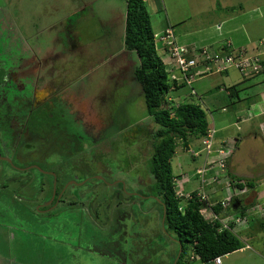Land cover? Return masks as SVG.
Wrapping results in <instances>:
<instances>
[{"label": "rangeland", "instance_id": "1", "mask_svg": "<svg viewBox=\"0 0 264 264\" xmlns=\"http://www.w3.org/2000/svg\"><path fill=\"white\" fill-rule=\"evenodd\" d=\"M144 5L156 54L169 79L177 73L175 68L173 73L169 70L171 60L155 37L166 28L172 29L176 44H186L194 50L206 47L216 51L219 43L232 38L239 39L233 45H243L250 38L253 46H264V0H144ZM125 10L126 0H0V58L4 60L11 54L5 75L37 78L35 86L45 88L41 97L55 95L62 87L57 96L68 105L58 108V101L53 100V134L44 142L39 141L36 148L52 160L48 170L68 168V177L87 182L76 190L81 199H74L76 206L68 208L66 222H45L33 210L37 187L44 176L34 172L28 178L25 174L22 182L14 183L11 179L21 175L9 164L5 152L0 151V264H84L77 261L78 255L88 256L89 264H171L174 258L176 244L162 231L159 203L128 194L143 185L144 180L151 186V135L158 126L146 113L141 86L134 76L138 57L123 47ZM231 31L238 35L228 34ZM246 34L250 37L246 38ZM22 61L25 63L21 67ZM238 76L241 75L237 73ZM0 78L5 79L4 75ZM221 78L208 74L202 82L186 85L169 96L175 105L191 103L199 107L208 128L218 130L208 155L199 144L201 139L190 138L188 151L176 140L175 155L169 161L177 180L176 194L184 196L200 187L201 176L195 171L204 163L213 169L218 161L215 139H219L227 142L224 150L230 152L226 157L233 174L229 175L242 177L243 183L251 181L262 200L264 131L257 127L259 119L252 115L258 113L252 96L264 91V76L257 75L247 83L240 93V102L233 108L224 104L227 99L223 89L219 92L213 88L224 84ZM191 87L201 99L190 95ZM128 160L132 161V168ZM208 172L205 181L208 186L214 185L217 172L213 177ZM230 176H224L228 183L224 186L225 195L237 194L238 187L232 189L237 183ZM53 185L55 182L48 179L54 195ZM72 188L67 190L70 201ZM142 189L140 193L145 195ZM214 189L205 195L209 206L221 198ZM259 193L241 195L249 214H254V203L249 202L256 201ZM66 202L54 211H60L61 206L66 208ZM78 208L81 212L74 213L73 209ZM200 212L204 219L212 218L210 210ZM249 219L252 221L239 224V233L235 228L233 231L242 245L250 248L222 256V264H264V225L258 226L264 224V213ZM189 264L204 263L196 258Z\"/></svg>", "mask_w": 264, "mask_h": 264}, {"label": "trees", "instance_id": "2", "mask_svg": "<svg viewBox=\"0 0 264 264\" xmlns=\"http://www.w3.org/2000/svg\"><path fill=\"white\" fill-rule=\"evenodd\" d=\"M148 16L144 0H126L123 47L138 57L139 65L133 71L134 76L141 86L146 113L158 126L151 135L152 152L148 164V172L152 179L151 194L154 203L160 205L162 231L166 237L170 236L167 237L168 240L176 244V253L171 264H189L195 258L204 264H211L214 258L234 253L244 246L233 232V224H230L228 229L220 230L219 222L204 219L200 211L207 209L208 204L206 201H200L197 196L200 190L191 192V199L176 194L177 180L169 163L175 155L178 145L176 140L181 142L183 150L188 151L190 138L202 140L207 134L208 126L199 107L191 103L175 105L173 99L169 97L185 84L169 79L162 61L156 54L154 33ZM223 50L211 51L229 54L233 50L232 44L227 43ZM246 51L255 53V50ZM261 66L263 70L260 74L264 76V60ZM225 89L231 98L239 97L241 93L237 85ZM230 178L236 181L240 189L244 186L248 189L254 187L251 181L241 184L243 179L234 176ZM246 208L241 206L236 212L243 216ZM211 209L219 213L222 208L215 205ZM263 225L259 224L260 227ZM180 246L181 252L177 258Z\"/></svg>", "mask_w": 264, "mask_h": 264}, {"label": "flooded vegetation", "instance_id": "3", "mask_svg": "<svg viewBox=\"0 0 264 264\" xmlns=\"http://www.w3.org/2000/svg\"><path fill=\"white\" fill-rule=\"evenodd\" d=\"M10 57L11 54H8L4 57V60L0 58V72L2 70L4 73L0 76L4 75L5 77V79L0 78V151L5 152V155L9 158V164L13 168H17L21 175V177L16 176L13 180L11 179L14 183L18 184L22 182L21 178H24L25 174H27L28 178L33 177L35 175L34 172L38 175L40 174L41 177L44 176V181L39 182L37 187V195L35 197L36 204L33 210L37 211V214H40V217L44 219L45 222L56 220V223H59L58 221L61 219H64L66 222L67 217L65 214L69 212L68 208L76 206L74 199L77 201L81 199L79 198L80 193L76 190L85 186L87 182L79 183L80 181L74 180L73 176L68 177V168L64 169L61 167L60 170L56 172L48 170L52 160H50L46 154H44V156L39 154L40 152L36 148L39 141L44 142L45 139L53 134L52 127H50L53 120V100L58 101L56 102L58 108H61V106L67 108L68 106H65V104L61 102L62 98L60 96H57L62 87L58 88V86L55 85L54 88H58L55 95L50 94L41 97V95L45 93V88L35 86V83L38 82L37 78L36 80L31 76L28 78H20L19 75H12L11 73L5 75L4 71L9 72V65L7 66L6 63L9 61ZM48 61L52 62L49 59ZM24 63L22 61L20 66L22 67ZM46 80L51 82V80L47 78ZM52 82H54L53 79ZM34 141L35 144L33 145ZM132 157L133 156H131L130 159H132ZM27 161L28 163H26ZM128 162L131 167L132 161L128 160ZM136 162H138V160ZM134 169L137 170L135 167ZM77 170L83 169L77 168ZM125 170L127 169H124V171ZM48 179H51L52 183L55 182V185H53V187H55L54 195L52 187L48 186ZM140 179L142 178L140 177ZM116 181L118 182L119 179H116ZM145 183L146 180L143 181V185L136 186L135 191H128V194L134 196V198H151L153 200L154 197L149 191V187L151 186L149 183ZM70 186H73L71 189L73 190V193H71V201L68 199L69 194H67V190ZM141 187H143L142 190L146 192L145 195L140 193ZM65 200L67 201L65 203L66 208L61 206L60 211H54L58 209L60 204ZM73 210L74 213L81 212V210L78 211L79 208ZM56 228L62 231L60 227ZM75 242L81 243L79 239H76ZM75 249L77 248H74V250ZM82 251V249L78 250L77 253ZM87 257L88 256L82 257L78 255L77 261H83L84 264H89L86 260Z\"/></svg>", "mask_w": 264, "mask_h": 264}, {"label": "built area", "instance_id": "4", "mask_svg": "<svg viewBox=\"0 0 264 264\" xmlns=\"http://www.w3.org/2000/svg\"><path fill=\"white\" fill-rule=\"evenodd\" d=\"M163 33L161 35H155V37L162 42L163 51L169 56L171 60V66H168L169 70L173 73L175 68V73H177L173 75L171 74L170 79L175 80L178 83H184L190 87L197 78L204 77L208 74L222 73L230 69L236 70L246 77L259 75L263 70L261 63L264 60V51H261L262 49L260 48L259 50H255L254 54L253 51L249 53L246 51V49L231 51L229 54H226V52L212 53V51L206 47L194 50L192 48L186 47L185 45L176 44L171 28H166ZM191 93L194 94L193 89H191ZM214 134V129L209 128L207 130V134L201 142L204 146V150L206 151V155L212 153ZM218 168L222 173L216 178L215 181H217L220 177L224 178V176H227V174H225L226 165L223 159L218 161ZM211 169L212 167H208L207 164L204 163L203 166L197 171V174L201 176V190L197 193L200 201H207L202 188L206 183L204 174ZM237 192L238 194L243 193L240 190H237ZM184 196L186 199H191L190 193ZM232 198L233 195L226 194L222 199L216 201L215 205L220 204L222 209L227 208L230 206ZM213 206L208 205V208ZM253 207L254 209H252ZM253 207L251 208V213L254 214H249L247 210L243 216L239 215L238 213L227 214L223 217L224 221H220L221 218L212 215V212L210 211L212 218L209 219V221H220L219 223L221 225V229H228L230 224L237 226L243 222L247 223L249 218L253 215L264 213V206L258 204L254 205ZM212 263L220 264L221 257L214 258Z\"/></svg>", "mask_w": 264, "mask_h": 264}, {"label": "crops", "instance_id": "5", "mask_svg": "<svg viewBox=\"0 0 264 264\" xmlns=\"http://www.w3.org/2000/svg\"><path fill=\"white\" fill-rule=\"evenodd\" d=\"M219 25V24H218ZM220 26V28H219V30H221L222 28H221V25H219ZM233 33H235V35L234 36H237L238 34H236V32H233V31H231V33H228V34H233ZM247 37H250V35H247L246 34V38ZM213 40H215L214 38H213ZM249 40H250V38L248 39V40H246V42H245V44H241V45H233V44H238V41H239V39H235V41L233 40V38H232V40L230 41V42H226V43H219V46H218V50H221V51H223V47L227 44V43H230V44H232V47H233V49H239V48H247V49H250V50H259V48L260 49H262L261 51H264V46L263 45H258V46H253L252 44H251V42H249ZM236 42V43H235ZM207 43V42H206ZM206 43H204V44H199L198 43V45H200V46H206L205 44ZM191 44H194V43H190V45ZM213 44V43H212ZM186 45V44H185ZM216 49V50H217ZM231 71H234L236 74H235V76H233V74H231L230 72ZM237 73L238 74H240L239 72H237L236 70H228V71H226V72H222V73H219V74H213V75H220V76H222V78L221 79H223V81H224V84H219V85H216V86H214L213 85V88L215 89V90H220L219 92H221V89H223V91H224V93H225V96H226V99H227V101H224V104L225 105H227V107H232L233 105H237L238 104V102H240V95H239V97H235V98H231V97H229V93L226 91V89L225 88H228V87H231V86H234V85H237L238 86V88L241 90V92L242 91H244L245 90V88H246V85H247V83L251 80V79H253L254 77H246V76H244V75H242V74H240L241 76H238V77H236V75H237ZM224 76V77H223ZM205 77V76H204ZM204 77H200L199 79H197V80H195L193 83L194 84H197L198 82H202V78H204ZM225 82H226V84L227 85H225ZM207 85V84H206ZM250 86H252V85H250ZM204 88H205V82H203V85H202V90H204ZM194 91V94H190V95H194V96H197V98L198 99H201V97L198 95V93H197V91H196V89H194L193 90ZM207 92V90H206V88H205V91H204V94ZM218 92V93H219ZM252 98H254V100H255V102H257V104H258V113H256V114H252L253 115V117H257L258 119H259V123H258V128L259 129H263V131H264V91H260V92H258V93H256L254 96H252ZM224 108V107H223ZM233 108V107H232ZM226 109V108H225ZM229 109L227 108V111H228ZM222 111L224 112V110L222 109ZM260 119L262 120V121H260ZM236 120H239V119H236ZM226 127L227 126H223L222 127V129L224 130V129H226ZM215 129V128H214ZM222 129H220V130H222ZM214 131H216V134H217V129H215ZM216 134H214V136L216 135ZM214 142V141H213ZM215 142H216V144H217V149L215 150V152L214 153H217L219 156H218V159H219V157H224V155H221L220 153H221V151H225L224 150V148H226L227 147V142L225 141V140H219V139H215ZM199 144H201V143H199ZM202 145V144H201ZM226 156V155H225ZM226 163H227V169H228V172H229V174H233L232 173V170H231V168H229L230 166H229V162H228V158L226 157ZM218 166H217V161L213 164V169L211 170V171H209L208 173L211 175V177H213V174L215 173V172H217V175H216V178L220 175V170H219V168H217ZM216 168V169H215ZM200 169V168H199ZM199 169H197L196 171H195V173L197 174V171L199 170ZM205 175H206V177H207V180H208V176H207V174L205 173L204 174V179H205ZM234 177H236V176H234ZM239 177V176H238ZM237 178V177H236ZM240 179L242 178V177H239ZM219 179V178H218ZM243 179V178H242ZM206 180V179H205ZM244 180V179H243ZM226 181H220V179L218 180V181H216V183L214 184V185H210V186H208L207 184H209V182L207 181L205 184H204V186H203V188H202V190H203V193L206 195H208V194H211L212 192H213V190H215L214 188H216L217 189V195H219V193H220V195H221V198L220 199H222L224 196H225V185H226ZM239 188V187H238ZM240 189V188H239ZM180 190L181 191H183L181 188H180ZM197 190H201V183H200V187L198 188V189H196L195 191H197ZM249 191H243V193L242 194H233L236 198H234V200H233V202H232V204H231V206H232V208H229V207H227V208H223V209H221V211L219 212V213H215V212H213L212 211V207H210V208H207V209H210V211L212 212V215H215V216H217L218 218H221L220 219V221H224V216H226L228 213H232V212H236L237 211V209L240 207V204H244V202H243V198H242V196L241 195H243V194H245V195H247V196H250V194H253V195H255L256 194V196H257V193H259L256 189H255V185H254V188L253 189H248ZM251 191H253V192H251ZM191 192H193V191H190V192H188V193H191ZM202 192V191H201ZM188 193H186V194H188ZM255 198V197H254ZM257 198V200H260V193H259V196L258 197H256ZM219 199V200H220ZM256 200V201H257ZM256 201H250L249 203H251V204H258L259 202H262V203H264V197H263V199L262 200H260V201H258V202H256ZM260 204V203H259ZM237 205V206H236ZM230 206V207H231ZM224 210V211H223ZM226 211H228V212H226ZM222 212V213H221ZM207 220V219H206ZM207 221H209V220H207ZM219 221V222H220ZM210 222V221H209ZM259 226V225H258ZM238 227H240L239 225L238 226H234V228H235V230L237 231V233H239V229H238ZM234 230V231H235ZM242 241V240H241ZM246 248H250L248 245H246L245 246ZM245 247H243V248H241V249H239L238 250V252H241V251H243L244 250V248ZM237 252V251H236ZM232 254V253H231ZM231 254H228V255H231ZM225 256H227V255H225ZM195 258V257H194ZM196 259V258H195ZM211 264H213L212 262H211ZM220 264H222V261H221V263Z\"/></svg>", "mask_w": 264, "mask_h": 264}, {"label": "clouds", "instance_id": "6", "mask_svg": "<svg viewBox=\"0 0 264 264\" xmlns=\"http://www.w3.org/2000/svg\"><path fill=\"white\" fill-rule=\"evenodd\" d=\"M240 49V48H239ZM235 50H238V49H233L232 51H235ZM247 50H249V51H252V50H250V49H247ZM224 51V50H223ZM257 76V75H256ZM256 76H251V77H256ZM171 80V79H170ZM186 86V85H185ZM191 89H193L192 87H191ZM194 90V89H193ZM191 94V93H190ZM209 129V128H208ZM203 140V139H202ZM202 140H201V142H202ZM202 144V143H201ZM215 152V151H214ZM221 155H228V154H230V152H225V151H221V153H220ZM219 156V155H218ZM226 156H224V158L223 157H219V159H218V161L219 160H221V159H223L224 160V162H225V165H226V169H227V163H226ZM218 161H217V166H218ZM222 172H220V174H221ZM226 174H227V176L226 177H228L229 175V172L227 171L226 172ZM220 179V181H226L227 182V179H224V178H222V177H220L219 178ZM218 179V180H219ZM217 180V181H218ZM243 182L241 181V184H242ZM226 185H228L227 183H226ZM236 186H237V184L235 185V186H233L232 187V189L233 188H236ZM238 187V186H237ZM237 190H240V191H248V188L246 187V186H244L242 189H239V188H237ZM183 192V191H182ZM236 193H238L237 191H236ZM234 198H236L235 196H233V198H232V200H231V203H230V206H231V204H232V202H233V200H234ZM216 205H220V204H216ZM241 206H243L242 204H240ZM254 205H258V204H254ZM221 206V205H220ZM229 206V208H232V206L230 207ZM222 208V207H221ZM226 212H228V211H226ZM222 213V212H221ZM228 214H237V212H232V213H228ZM249 220H251V219H249ZM248 220V221H249ZM244 224H246V223H244ZM234 225V224H233ZM235 226V225H234ZM220 230H221V228H220ZM234 230V229H233ZM234 232V231H233Z\"/></svg>", "mask_w": 264, "mask_h": 264}, {"label": "water", "instance_id": "7", "mask_svg": "<svg viewBox=\"0 0 264 264\" xmlns=\"http://www.w3.org/2000/svg\"><path fill=\"white\" fill-rule=\"evenodd\" d=\"M180 252H181V246H180V248H179V252H178V254H177V258L179 257Z\"/></svg>", "mask_w": 264, "mask_h": 264}]
</instances>
